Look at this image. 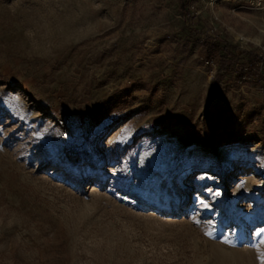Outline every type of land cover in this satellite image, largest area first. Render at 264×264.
I'll return each instance as SVG.
<instances>
[{"label":"rangeland","instance_id":"rangeland-1","mask_svg":"<svg viewBox=\"0 0 264 264\" xmlns=\"http://www.w3.org/2000/svg\"><path fill=\"white\" fill-rule=\"evenodd\" d=\"M257 0H0V264H264Z\"/></svg>","mask_w":264,"mask_h":264},{"label":"trees","instance_id":"trees-1","mask_svg":"<svg viewBox=\"0 0 264 264\" xmlns=\"http://www.w3.org/2000/svg\"><path fill=\"white\" fill-rule=\"evenodd\" d=\"M200 56L203 60H212L217 69L214 75L216 81L224 74H233L234 80L240 82L251 79L264 83V54L256 50L245 51L239 56L233 46L220 38L206 37L199 42Z\"/></svg>","mask_w":264,"mask_h":264},{"label":"built area","instance_id":"built-area-1","mask_svg":"<svg viewBox=\"0 0 264 264\" xmlns=\"http://www.w3.org/2000/svg\"><path fill=\"white\" fill-rule=\"evenodd\" d=\"M262 3H264V0H257V4H262Z\"/></svg>","mask_w":264,"mask_h":264},{"label":"snow or ice","instance_id":"snow-or-ice-1","mask_svg":"<svg viewBox=\"0 0 264 264\" xmlns=\"http://www.w3.org/2000/svg\"><path fill=\"white\" fill-rule=\"evenodd\" d=\"M261 243H264V240H261Z\"/></svg>","mask_w":264,"mask_h":264}]
</instances>
